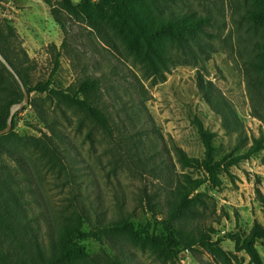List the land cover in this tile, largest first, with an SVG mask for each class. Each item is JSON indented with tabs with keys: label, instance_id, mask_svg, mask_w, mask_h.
I'll return each instance as SVG.
<instances>
[{
	"label": "rangeland",
	"instance_id": "rangeland-1",
	"mask_svg": "<svg viewBox=\"0 0 264 264\" xmlns=\"http://www.w3.org/2000/svg\"><path fill=\"white\" fill-rule=\"evenodd\" d=\"M68 1L80 2L11 0L3 8L8 18L0 23L12 28L27 55L32 85L50 80L53 88L65 89L86 77L98 79L113 134L92 130L87 121L79 128L81 116L74 110L52 96L32 92L16 117L14 133L38 138L54 132L64 170L52 168L26 147L12 156L18 164L4 154L0 160L27 174L17 187L23 211L34 219V233L44 246L56 227L57 211L74 200L92 204L98 221L129 215L135 227L148 224L151 232L163 236L159 222L166 216L168 197L159 162L168 161L178 176L174 146L189 157H202L192 119L215 134L216 156L241 154L251 143L237 147L235 134L222 129L208 100H224L248 138L264 137V71L253 66L264 60L258 47L264 31L243 17L241 0H187V11L208 12L213 18L204 37L209 50L195 67L172 65L163 79H152L127 55L104 18L92 14V20L86 19ZM89 130L91 141L85 137ZM230 174H220V189L198 190L205 193L207 207L197 210L213 229V242L227 233L248 234L254 221L264 226V148L230 168ZM145 195H155L162 214L152 217ZM80 246L89 264H110L108 259L116 258L124 264H251L229 240L218 244L224 257L199 243L191 248L181 244L166 261L124 234L105 236L102 242L81 241ZM254 247L264 264V244Z\"/></svg>",
	"mask_w": 264,
	"mask_h": 264
},
{
	"label": "trees",
	"instance_id": "trees-1",
	"mask_svg": "<svg viewBox=\"0 0 264 264\" xmlns=\"http://www.w3.org/2000/svg\"><path fill=\"white\" fill-rule=\"evenodd\" d=\"M186 1L80 0L75 5L69 1L67 3L75 13L86 19L92 20V14L104 18L127 55L140 66L143 75L163 79L170 66L195 67L209 50L204 37L206 30L213 25V18L208 12L198 14L187 11L183 7ZM241 6L243 17L252 26L264 31V0H241ZM50 13L57 20L52 10ZM258 47L264 54V36ZM0 54L19 77L27 94L35 92L52 96L81 116L78 119L79 128L87 121L92 130L97 129L108 137L112 136L110 118L101 105L98 79L86 77L65 89L53 88L50 80L32 85L28 77L30 61L20 48L14 31L5 23H0ZM55 64L58 65V61ZM253 66L264 71V60ZM260 84L264 87V82ZM21 99L18 83L0 62V130L6 127L11 105ZM208 101L220 118L222 129L235 134L237 147L245 146L249 140L251 143L241 154L233 152L216 156L215 134L197 118L192 119L203 147L202 157H189L180 147L174 146V156L181 171L178 176H175L174 167L168 161L163 159L159 162L168 197L166 216L159 222L165 231L163 236L151 232L148 224L135 227L129 215L98 221L97 211L92 204L87 200H74L57 211L56 227L47 246H44L34 233V219H27L26 210L23 211L22 195L17 187L18 181L27 178V174L21 170L17 172L15 166L0 160V264H89L80 242L89 239L102 242L105 236L113 234H124L135 244L148 246L163 261L173 257L181 244L191 248L199 243L224 257L218 244L222 240H229L234 244V250L244 253L251 264H261L254 245L257 242L264 244V226L254 221L248 234L227 233L213 242L211 234L214 231L207 225L205 215L197 210L207 207L205 193L198 191L202 186L220 189L221 173L230 177V168L264 148V137L248 138L234 111L224 100L213 98ZM22 111L15 113L11 130L0 135V155L4 154L18 164V159L12 156L17 148L26 147L52 168L64 170L60 144L54 132L38 138L19 137L14 133L16 117ZM85 137L91 141V130ZM154 196L145 195L152 217L162 214L160 201H155ZM108 262L124 264L118 258L108 259Z\"/></svg>",
	"mask_w": 264,
	"mask_h": 264
},
{
	"label": "water",
	"instance_id": "water-1",
	"mask_svg": "<svg viewBox=\"0 0 264 264\" xmlns=\"http://www.w3.org/2000/svg\"><path fill=\"white\" fill-rule=\"evenodd\" d=\"M0 62L13 75V77L16 80V82L18 83L19 88H20L21 93H22V99L18 103L11 105V107L9 109V114H8L7 119H6V127L3 130H0V135H3V134L8 133L11 130L12 120H13L15 113L22 110L28 104V94H27L26 90L24 89V86L22 85L19 77L15 74V72L8 65V63L5 61V59L2 57L1 54H0Z\"/></svg>",
	"mask_w": 264,
	"mask_h": 264
},
{
	"label": "built area",
	"instance_id": "built-area-1",
	"mask_svg": "<svg viewBox=\"0 0 264 264\" xmlns=\"http://www.w3.org/2000/svg\"><path fill=\"white\" fill-rule=\"evenodd\" d=\"M11 0H0V20L7 19L8 14L4 11V3L6 2L8 5H10Z\"/></svg>",
	"mask_w": 264,
	"mask_h": 264
}]
</instances>
